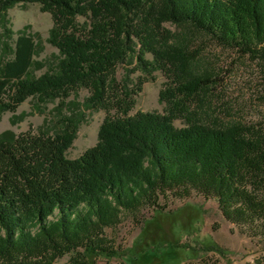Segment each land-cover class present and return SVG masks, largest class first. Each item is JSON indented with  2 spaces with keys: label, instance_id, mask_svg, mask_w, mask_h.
Segmentation results:
<instances>
[{
  "label": "trees",
  "instance_id": "trees-1",
  "mask_svg": "<svg viewBox=\"0 0 264 264\" xmlns=\"http://www.w3.org/2000/svg\"><path fill=\"white\" fill-rule=\"evenodd\" d=\"M19 2L53 15L48 40L59 53L38 76L39 40L27 28L14 31L7 17ZM167 22L264 61V0H0V117L29 97L39 110L58 100L38 128L0 132V264H56L66 255L67 264H180L223 252L215 241L198 248L182 241L173 227L183 225L188 205L166 210L159 203L193 191L215 198L243 232L264 236V131L189 117L192 98L210 79L192 72L195 51ZM128 64L142 76L134 81ZM157 70L171 78L160 95L165 111L131 113ZM81 88L89 91L83 100ZM100 109L110 114L96 144L69 158L86 112ZM145 207L152 214L131 245L113 244L106 228Z\"/></svg>",
  "mask_w": 264,
  "mask_h": 264
},
{
  "label": "rangeland",
  "instance_id": "rangeland-1",
  "mask_svg": "<svg viewBox=\"0 0 264 264\" xmlns=\"http://www.w3.org/2000/svg\"><path fill=\"white\" fill-rule=\"evenodd\" d=\"M7 17L14 31L27 28L39 40L35 59L42 65L35 64L32 72L38 76L53 66L59 51L48 40L53 26L52 13L44 11L39 3L19 2L7 10ZM84 19L79 18V21L84 22ZM164 27L176 38L188 40L195 51L190 53L193 58L192 72L210 79L209 84L192 98L189 104L191 111L189 117L225 126L241 122L264 131V61L250 54L222 47L208 35L195 31L189 25L167 22ZM123 67L124 65L119 66V77L123 73ZM128 67L133 71L134 81L142 76L134 64H128ZM146 77L141 92L135 95L131 113L164 112L167 104L161 101L160 95L170 85L171 78L161 70L154 71L152 76ZM88 95L87 88L77 91V96L81 100ZM57 101L41 104L39 110L36 107V99L27 98L18 106L15 113L8 110L1 114L0 132L5 129L21 132L30 127L38 128L46 119L52 117L51 111ZM14 114L20 116L18 119L15 118L16 122L12 121ZM108 114L110 112L105 109L86 112V120L80 125L76 137L66 151L69 158L79 157L87 148L96 144L100 125ZM175 124L178 127L184 126L185 117H177ZM159 203L166 210H176L188 205L182 214L183 225L178 223L173 227L181 235L182 241L197 248L202 243L215 241L223 249V252L211 250L204 253L200 250L202 253L199 256L196 258L186 256L180 264H264V236L248 235L227 220L215 198H207L193 191L187 196L168 194L167 197H161ZM192 206L199 207L202 214L196 212ZM151 214L152 209L149 207L135 214L124 212L118 224L107 227L105 234L113 244L129 246L140 231L142 219L150 217ZM67 262L66 255L56 264ZM98 264H106V261L100 259ZM109 264H119V260L113 259Z\"/></svg>",
  "mask_w": 264,
  "mask_h": 264
}]
</instances>
